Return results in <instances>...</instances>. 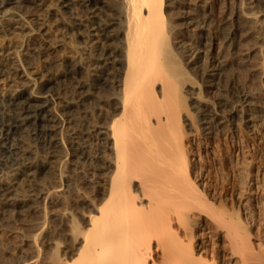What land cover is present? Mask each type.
Instances as JSON below:
<instances>
[{"label": "bare ground", "instance_id": "bare-ground-1", "mask_svg": "<svg viewBox=\"0 0 264 264\" xmlns=\"http://www.w3.org/2000/svg\"><path fill=\"white\" fill-rule=\"evenodd\" d=\"M41 1L0 0V7L19 5L29 13H40L45 6ZM60 1L62 5L60 10L65 9L66 13L72 10V0ZM113 2L115 7L111 8L108 14L110 21H106L99 17L104 9L100 5H107L105 1L82 0L83 6L94 20L87 28L88 36L97 39L106 47L116 44V48L112 50L104 48L97 51V59L95 58L97 63L94 64L97 73L95 74L96 80L90 81L91 83L77 81L84 68L75 66V63L65 64L63 73L77 82L75 94L82 101L86 98V89L91 90L95 87L94 85L103 88L99 97L102 98V105H104L103 108L101 107V113L97 115V123L108 156L110 155L108 159L110 161L104 166L102 164L101 168L103 174L107 175L106 179L95 191L93 190L94 192L92 191V195L91 192H87L91 195L88 194L90 198L86 197V200L80 203L78 202L80 197L75 191L63 189V171H60L59 181L61 183L60 186L53 188L55 190L53 199L56 197V202L59 206H63V211L61 210L62 213L54 216L57 229L53 231L55 234H53L52 241L53 252L50 254L52 256L43 259L41 250L44 246H50L51 240L46 239V236V238L40 237L39 239L38 235L32 237L33 240L30 241L36 247L35 256L30 255L31 258L25 261L22 259L23 261L20 262L22 264H45L46 262H48L46 264H220V258L214 251L215 246L212 248L208 244L211 241L200 240L203 236H209L205 231V226L209 222L213 226L216 225L218 231H222L224 240L227 241V245L224 244L226 246L224 251H227L230 264H264L263 244L262 242H255L256 245L251 243L250 229L248 232L246 230L248 227H244L245 225L238 217L241 212H234L230 210V207L228 209L227 205L221 203L223 201L218 203L215 196L212 199L205 191L204 186L207 184L203 186L201 182L206 173L203 174L204 170L201 171L202 173L196 170L193 164V153L188 136L189 131V135L202 132L205 136L212 138L225 128L232 129L233 132L238 131L240 123L236 119L237 107L243 109L245 104L249 106L251 96L243 93L239 99H235L231 108L221 103V105L218 103L217 107L214 105L211 107L205 104V100L201 102L202 98L200 99L199 96L202 94L197 89L200 83L195 80L198 73L195 71L197 74L194 75L196 76L194 79L188 71L189 67L187 69L184 65L180 47L173 43L182 25L176 21L175 14L169 9L168 4L172 0H113ZM5 11H2L3 14L6 13ZM23 12L18 16L24 18L25 13ZM249 16L251 17V14ZM33 21L37 24L38 20ZM31 23L28 22V25ZM80 26L79 23L69 22L66 26L64 24L63 29L73 33L74 36L75 32L81 30ZM32 32H38V29L32 26ZM43 36L45 37L44 34ZM16 54V62L4 60L5 63H2L1 61L0 78L9 75L19 77L18 72L21 66L26 78L30 80L31 76H27L29 74H27L26 63L20 53ZM47 56L51 57V54ZM47 63V69H51L55 59L51 57ZM197 64L193 63V67L196 68ZM43 68L46 67L43 66ZM203 73L206 72L201 73L202 79ZM39 79L33 80L38 84L33 85L34 88L32 87L30 92L25 89L19 91V87L12 90L9 107L13 113L16 112L17 117L11 125H2L4 130L0 133L3 132L4 136L11 129H21L29 125L41 127L43 124L40 122L44 123V127L45 124L53 123L54 129L59 125L57 117L63 120L64 114L68 117L70 125L82 129L80 121L75 119L77 107L74 104L67 102L63 105L65 108L63 115L57 111L56 106L60 103H56L55 99L57 95H60L58 93L60 91L57 90L58 92L54 93L52 87L56 78L49 74L46 78L44 77V81L42 78ZM214 86L216 85L211 87ZM196 91L200 101L198 100V107H195L197 109L193 112V107L188 103L190 95L187 96V94ZM51 106H53V115L49 113L52 110H48ZM65 121L64 119L63 124ZM65 138L67 136H63L60 142L52 139L54 160L59 158L57 151L59 143L67 145L69 141ZM77 139L76 136L74 140ZM70 142L73 145L74 141ZM3 144L4 142L0 144L2 152L7 148ZM75 144L80 146L76 142ZM83 155L84 152L79 150L75 158L81 159ZM76 160L73 159L70 163L68 177L78 167V160ZM24 173L28 175L27 171ZM75 206H82L81 214H76V212L80 213L77 208L78 211L74 212ZM198 236L202 237L198 239Z\"/></svg>", "mask_w": 264, "mask_h": 264}, {"label": "rangeland", "instance_id": "rangeland-1", "mask_svg": "<svg viewBox=\"0 0 264 264\" xmlns=\"http://www.w3.org/2000/svg\"><path fill=\"white\" fill-rule=\"evenodd\" d=\"M59 1L42 0L41 3L45 6L40 13H29V11L20 8L19 5H11L6 8L0 7V64L1 61L5 63L6 60L16 62V53H20L26 63V70L29 72H27L29 74L27 76H31L32 79L28 80L26 78L21 66L18 72L19 77L9 75L0 78V131L4 130L2 125H11L17 117L16 112L13 113L9 107L12 90L19 87V91L25 89L30 92L34 88L33 85L38 84V82L33 81L34 79L42 78L44 81V77L46 78L49 74L56 78L55 83L52 84L54 93L57 90L60 91H57L60 95H57L55 99L56 103H60L56 106L57 111L63 115L65 112L63 105L67 102L74 104L77 107L75 109V119L82 124V129L80 127L77 129L76 126L69 124L68 117L64 114L62 118L68 122L65 121L63 124L64 119L57 117L59 125L54 129L53 123L45 124L44 127V123L40 122V124H43L41 127L29 125L21 129H11L5 136L3 132L0 133V144L4 142L3 145L7 146L4 152L0 148V264H22L20 262L23 261L22 259L25 261V259L35 256L37 250L33 245L34 243L30 241L38 235L39 239L40 237L42 239L47 237L46 239L51 240L50 246H44L45 248L42 246L41 251L43 254L41 256H43V259L52 256L50 254L53 252L52 241L53 234H55L53 231L57 229L54 216L62 213L63 208L62 205L57 204L56 197L53 199V191H55L53 188L60 186L61 183L59 181L60 171H63V189L75 191L80 197L79 199L77 196L80 203L84 199L86 200V197L87 199L90 198L92 191L102 185L107 176L103 174L101 168L110 161L108 160L110 155L108 156L97 123V115L101 113V107L104 105H102V98L99 97L103 92V88L94 85L95 87L93 86L94 88H91V90L86 89L88 93H85L86 101H82L75 94L77 82L63 73L65 64L73 65L75 63V66L78 65L84 68L81 70L77 81L89 83L95 79V74H97L94 69V64L97 63V51L104 48L112 50L116 48V44L115 46L111 44L112 46L106 47L97 39L88 36L87 28L94 20L91 19L90 12L83 6L82 0H72V12L68 13L64 11L65 9L60 10L62 5ZM103 1L107 5H100L104 9L99 17L110 21L108 14L111 12L110 9L115 7V4L113 0ZM244 1L172 0L173 3L171 2L168 5L170 11L175 14L176 21H179L178 23L182 25L178 37H174L173 43L180 47L182 60L185 62L184 65L187 69L189 67L188 71L193 78L195 79L196 76L194 77V75L197 73L200 75L199 77L197 75L199 79L196 77L195 80L200 83L197 85V87L199 86L197 89L202 94V97L199 96L200 99L202 98L201 102L205 100V104L211 107L213 105L217 107L219 103V105L225 104L228 108H231L235 99H239L243 93L251 96L249 106L245 104L243 109L237 107L236 119L240 123L238 131L233 132L232 129L225 128L221 130L222 133L219 132L213 138L205 136L202 132H199L200 135L199 133L189 135V131L188 136L190 149L193 153V164L196 170H199V172L204 170V172L202 171L203 174L206 173L201 184L203 186L205 183L207 184L204 186L207 194L212 199L215 196L218 203L223 201L221 203L227 205L228 209L230 207V210L234 212H241L239 215L236 213V215L241 219L240 221L243 222L244 227H248L246 230L250 229V232H248L251 236L253 235L249 238L251 243L256 245L255 242H262L264 247V0ZM2 11L6 13L3 14ZM22 12L25 13L24 18L18 16ZM250 14L252 18L249 16ZM256 15L258 16L255 17ZM36 19L38 25L35 23L36 21H33ZM28 22H32L33 25H28ZM69 22H76L81 25L79 28L81 32L76 30L79 34L74 31L75 37L72 35L73 33L63 29L64 24L66 26ZM32 26H35L38 32H32ZM93 39L95 40L91 42L90 40ZM47 54H51L53 60L55 59L51 69H47V62L51 58ZM193 63H198L196 68L193 67ZM17 66H19L18 62ZM43 66L46 68H43ZM202 68H205V70ZM204 71L206 73H203V80L201 73ZM214 74L220 78L218 76L214 77ZM212 85L216 86L211 87ZM202 90L204 91L202 92ZM196 93L198 92L187 94V96L192 95L188 97L190 99L188 103L193 107V112L197 109L195 107H198V100L200 101ZM194 95H196V98ZM205 95H209V97ZM52 108L53 106L49 107L48 110L51 111ZM53 112L52 110L49 113L53 115ZM248 120L249 122H247ZM43 130L46 132H43ZM63 136L70 137L65 138L66 141H69L67 145L59 143L57 149L59 158L54 160L52 158V139L60 142ZM71 136L74 141L73 145L70 142L72 141ZM76 136L78 139L74 140ZM79 150H82L84 155L78 160L75 156L79 153ZM73 159L78 160V169L76 168L74 174L71 173L70 177L74 178L71 179L68 176L71 168L70 163ZM9 162L14 163L10 164ZM64 165L65 167H63ZM26 171L28 175L24 173ZM207 186L209 187L207 188ZM87 192H91V195ZM61 193L63 194V192ZM78 207L73 208L74 212L80 211V213L76 212L77 215L82 212V206L79 207L81 210ZM207 224L206 229H204L210 237L198 236V239L202 237L200 240L211 241V243H207L212 248L215 246L214 251L220 258V264H230L227 251H224L226 250L227 241L224 240L222 231H218L216 225L213 226L209 222ZM62 236L65 235L62 234Z\"/></svg>", "mask_w": 264, "mask_h": 264}]
</instances>
